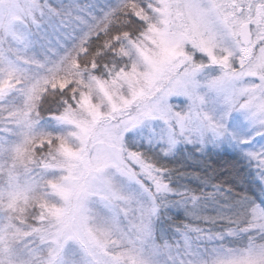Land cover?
I'll return each mask as SVG.
<instances>
[{
	"label": "snow or ice",
	"instance_id": "obj_1",
	"mask_svg": "<svg viewBox=\"0 0 264 264\" xmlns=\"http://www.w3.org/2000/svg\"><path fill=\"white\" fill-rule=\"evenodd\" d=\"M0 264H264V0H0Z\"/></svg>",
	"mask_w": 264,
	"mask_h": 264
},
{
	"label": "trees",
	"instance_id": "obj_2",
	"mask_svg": "<svg viewBox=\"0 0 264 264\" xmlns=\"http://www.w3.org/2000/svg\"><path fill=\"white\" fill-rule=\"evenodd\" d=\"M234 162L235 158L231 153H224L221 156H214L211 160V163L217 168L231 166ZM197 167L198 165L189 162V170Z\"/></svg>",
	"mask_w": 264,
	"mask_h": 264
}]
</instances>
